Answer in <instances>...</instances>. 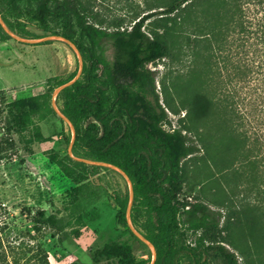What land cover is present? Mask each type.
<instances>
[{"label":"trees","instance_id":"trees-1","mask_svg":"<svg viewBox=\"0 0 264 264\" xmlns=\"http://www.w3.org/2000/svg\"><path fill=\"white\" fill-rule=\"evenodd\" d=\"M35 1L30 18L53 34L59 31L50 28V18L64 19L61 34L84 56L80 77L57 95L76 129L73 154L114 163L128 174L134 188L132 223L153 242L154 264H210L211 255L219 264H241L237 251L246 264H264V234L252 240L254 245L232 240L233 249L217 237L222 206L230 210L226 228L245 219L249 227L264 229V0H196V106L190 98L192 79L172 81L182 109H190L186 114L196 110V145L185 127H165L168 110L180 109L167 90L162 101L158 72L149 66L173 55L175 34L181 31L178 19L194 0H170L162 12L114 28L103 25L80 0ZM158 14L162 16L146 23ZM3 17L15 33L33 35L25 22ZM106 39L113 45L111 59L103 47ZM25 102L41 107L37 97ZM65 138L71 143V134ZM195 152L197 184L204 192L215 188V195L224 193L225 199L191 203L180 197L188 177L186 160ZM69 158L82 170L101 169ZM130 196L129 188L114 193L120 206L117 218L140 240L129 225ZM236 198L243 200L240 207L234 205ZM36 222L57 226L47 209L38 211ZM187 232L197 235L194 242L188 241ZM103 251L118 256L122 264L152 261L138 259L127 242L112 241Z\"/></svg>","mask_w":264,"mask_h":264},{"label":"rangeland","instance_id":"rangeland-1","mask_svg":"<svg viewBox=\"0 0 264 264\" xmlns=\"http://www.w3.org/2000/svg\"><path fill=\"white\" fill-rule=\"evenodd\" d=\"M80 1L103 25L114 28L117 24L130 26L152 11L162 12L170 0ZM36 7L35 0H0L2 15L13 21L20 19L33 33L28 37L14 31L12 34L0 21V264H122L118 256L103 251L112 241L127 242L138 259L153 261L157 250L140 237L134 238L117 218L120 206L114 193L131 188L128 177L106 166L97 171L82 170L69 158L81 161L71 153V143L65 138L71 134L73 139V127L56 110L54 99L57 82L74 72L78 74L84 56L61 37L64 19L50 18V28L59 31L53 34L30 18V11ZM182 13L173 55L149 66L158 72L157 89L162 101L167 90L174 96L173 105L180 109L177 113L168 110L165 127H185L189 141L196 145V110L186 114L190 109H182L180 97L172 88L176 77L180 82L191 78L195 90L190 98L196 106V0ZM158 16L162 15L153 16L146 23L151 24ZM51 35L58 37L31 42ZM103 47L111 59V40L106 39ZM30 97L40 100L39 109L25 102ZM56 102L61 110L62 101L56 98ZM186 165L188 177L181 198L191 203L225 199L224 193L215 195V188L208 186L204 192L197 184L196 152ZM227 180L233 181L230 176ZM226 183L222 182L225 189ZM236 200L234 205L240 207L243 200ZM42 209L56 217L57 226L36 222ZM221 209L224 217L217 237L227 246L234 248L232 240L243 246L254 245L252 240L263 236L264 229L249 227L245 219L226 228L230 210L226 206ZM186 236L194 242L197 235L187 232ZM237 253L240 263L246 264L241 252ZM209 260L210 264H219L212 255Z\"/></svg>","mask_w":264,"mask_h":264},{"label":"water","instance_id":"water-1","mask_svg":"<svg viewBox=\"0 0 264 264\" xmlns=\"http://www.w3.org/2000/svg\"><path fill=\"white\" fill-rule=\"evenodd\" d=\"M0 21L5 26V28L7 29V31L13 34L12 30L10 28H8V26L6 24V21H5L3 15L1 13V10H0ZM54 37L56 38L58 36L57 35L46 36V37H42L40 39L31 40V42H34V43L43 42V41H46V40H48L50 38H54ZM61 37L64 38V39H66L67 41H69L71 44H73L76 47V49L78 50L80 56H82L81 50L78 48V46L71 39L66 38L64 36H61ZM20 39L23 40V41L26 40L24 38H20ZM83 68H84V62L82 60L81 61V66H80V70H79L78 74L73 79H71L70 81H68V82H66V83H64L62 85H60L57 88V91H56V94H55V99H54V106H55L56 110H58L59 113H60V115L64 119H66L70 123V125L73 127L74 137H73V139L71 141V148H70L71 153H73V144H74V141H75L76 129L74 127L73 122L70 120V118H68L61 110H59L58 105H57V102H56V98H57L58 93L62 89H64L65 87L71 85L72 83H74L80 77V75H81V73L83 71ZM76 158L79 159V160H81V161H85L87 163H90V164H96V165H100V166H106V167L115 168V169H117L118 171L122 172L123 174H125L128 177V179L130 181V184H131V188H130L131 196H130V203H129V208H128L129 225H130L132 231L138 237H140L143 241H145L146 243H148L149 245H151V246H153L155 248L153 242L150 239H148L145 235H143L141 232H139L137 230V228L134 226V224L132 223V221L130 220V218H131V211H132V207H133V204H134V188H133L132 181H131L130 177L128 176V174L125 172V170L122 167H120L119 165H116V164L111 163V162H106V161H102V160L87 159V158H79V157H76ZM156 257L157 256H154V259L151 262V264H154Z\"/></svg>","mask_w":264,"mask_h":264}]
</instances>
